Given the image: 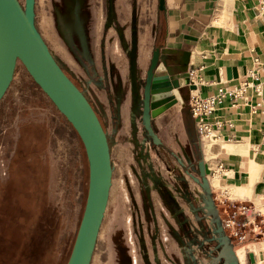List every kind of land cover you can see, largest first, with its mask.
I'll return each instance as SVG.
<instances>
[{
  "label": "crops",
  "instance_id": "0c3cea01",
  "mask_svg": "<svg viewBox=\"0 0 264 264\" xmlns=\"http://www.w3.org/2000/svg\"><path fill=\"white\" fill-rule=\"evenodd\" d=\"M81 1L92 4L91 0ZM148 2V11L144 2L143 18L149 24L142 31L136 30V35L131 32L130 44L124 40V32L116 30L121 46L110 44L105 54L110 70L117 69L119 73V116H133L136 99L149 103L150 81L159 63L167 75L188 73L189 83L195 85L188 89L190 99L199 96L214 101L213 110L204 120L206 131H215L218 139L205 145L201 138L198 158L193 134L198 136L202 131L187 101L174 100L171 106L166 103L152 111L149 108L147 135L152 146L162 151L165 164L169 156L178 163L173 167L174 178L181 186L175 188L173 196L194 201L192 213L198 215L201 224L210 221L212 227L208 228L216 227L201 186L203 155V166L212 170L208 173L205 169L204 175L210 193L222 198L219 189L223 188L228 200L251 206L252 220L255 213L264 217V0ZM123 53L129 79L126 88H121ZM17 82L8 100L0 99V126L2 112L13 118L6 123L7 130L0 131V191L5 176L3 141L11 151L9 166L16 167L15 171L25 169L31 179L37 205L32 210V220L37 233L46 238L44 245L70 248L71 223L77 217L81 219L87 196L89 169L85 148L76 130L42 90L30 82ZM138 112L142 109L138 108ZM214 171H218L219 178L212 176ZM164 184L162 181L156 185L164 190ZM177 212L178 224L185 230L187 218H183L182 209L180 214ZM248 252L253 254L255 264H264V241L254 243V249L246 255L244 249L235 250L239 264H247Z\"/></svg>",
  "mask_w": 264,
  "mask_h": 264
},
{
  "label": "rangeland",
  "instance_id": "374dc122",
  "mask_svg": "<svg viewBox=\"0 0 264 264\" xmlns=\"http://www.w3.org/2000/svg\"><path fill=\"white\" fill-rule=\"evenodd\" d=\"M19 1L24 3V0ZM144 2L148 11V0H91V5L81 0H35L34 4L38 31L63 71L85 93L109 143L112 184L90 264H222L223 258H218L221 249L216 232L218 224L212 228L214 235H211L208 225L212 227V224L206 213L204 218L209 222L201 224L198 215L192 213L194 201L173 196L175 188L181 186L174 178V165L178 163L169 156L168 165L165 164L162 151L152 146L147 135L150 131L143 125L149 104L144 110V103L136 99L131 110L133 116H119V73L117 69L110 70L105 54L110 44L121 46L116 30L124 32V40L130 44L131 32L136 35V30L142 31L145 24H149L143 18ZM122 61L124 82L121 88H126L129 79L125 55ZM18 80L23 84L30 82L41 91L18 61L2 102L8 100ZM187 103L190 109V101ZM138 108L142 112H138ZM9 121H13L11 115L2 112L0 131L7 130ZM202 134H193L198 158ZM204 143L210 144L207 140ZM10 152L2 141V174L5 176L0 191V264H66L71 247L44 245L46 238L41 232L37 233L36 222L32 220V210L37 205L31 179L25 169L15 171L16 167L9 166ZM202 163L205 165L203 155ZM205 169L212 172L204 166V173ZM179 172L184 175L183 170ZM212 176L220 177L218 173ZM162 181L164 190L156 185ZM219 190L222 198H215L212 193L211 199L222 234L229 238L234 251L244 249L246 255L249 249H254V243L264 241V218L255 213L251 222L239 225L237 222L246 218L239 206L248 203L228 200L226 190ZM180 209L183 218H187L185 230L175 217ZM77 219L71 223V243L80 221ZM227 220L236 223L226 226ZM247 264H255L250 262L249 252Z\"/></svg>",
  "mask_w": 264,
  "mask_h": 264
},
{
  "label": "water",
  "instance_id": "95a60500",
  "mask_svg": "<svg viewBox=\"0 0 264 264\" xmlns=\"http://www.w3.org/2000/svg\"><path fill=\"white\" fill-rule=\"evenodd\" d=\"M34 4L35 0H24L23 4L19 0H0V99L19 61L78 133L88 161V189L66 264H90L112 184L109 143L100 119L85 93L63 71L38 31ZM233 74L236 77V73ZM194 88L195 85L189 83L188 73L167 75L164 65L159 63L151 77L150 100L149 103L144 101V110L154 102L171 106L176 102L172 99L174 95L180 103L189 101L188 89ZM144 121L149 129V120L145 115ZM200 169L206 208L213 215V222L218 224L216 232L221 245L218 258H223L222 264H238L230 240L222 234V227L218 223L217 211L204 177L203 163ZM249 259L254 262L252 254H249Z\"/></svg>",
  "mask_w": 264,
  "mask_h": 264
},
{
  "label": "built area",
  "instance_id": "2783aa9c",
  "mask_svg": "<svg viewBox=\"0 0 264 264\" xmlns=\"http://www.w3.org/2000/svg\"><path fill=\"white\" fill-rule=\"evenodd\" d=\"M214 107V101L210 97H199V96H192L190 99V110L192 115L197 119L198 127L200 131L203 133L207 132L208 129L207 123L204 120V117L211 113ZM240 211L242 213H246V218L240 222H237L239 225H244L249 223L248 222V216L247 213L249 211V208L245 206V204H242L239 206ZM226 226H231L230 223L234 224L236 223L234 220H227Z\"/></svg>",
  "mask_w": 264,
  "mask_h": 264
},
{
  "label": "bare ground",
  "instance_id": "6f19581e",
  "mask_svg": "<svg viewBox=\"0 0 264 264\" xmlns=\"http://www.w3.org/2000/svg\"><path fill=\"white\" fill-rule=\"evenodd\" d=\"M172 99L173 100H177L178 101V99H177V97L174 95L173 97H172ZM183 103V102H182ZM163 104H166V103H161V102H154L153 104H152V106H150V109H151V111L152 110H154L155 108H157V107H159V106H161V105H163ZM97 114V113H96ZM100 119V118H99ZM101 122V121H100ZM102 124V123H101ZM201 138L202 139H205V140H207V141H209L210 143L212 142H214V141H216L217 139H218V137H215V131H213V130H208L207 132H205V133H203L202 134V136H201ZM214 173H218V171H214ZM210 187V186H209ZM230 200V199H229ZM246 203V202H245ZM245 206L247 207V208H249V211H248V213H250V216L247 218L248 219V221L249 222H251L250 220H251V217H252V208H251V206L248 204H245ZM105 214V213H104ZM264 218V217H263ZM233 252H234V255H235V257H236V259H237V263L239 264V261H238V258H237V256H236V254H235V251H234V248H233ZM250 254H252V253H250ZM252 256H253V254H252ZM253 259H254V257H253Z\"/></svg>",
  "mask_w": 264,
  "mask_h": 264
},
{
  "label": "trees",
  "instance_id": "16d2710c",
  "mask_svg": "<svg viewBox=\"0 0 264 264\" xmlns=\"http://www.w3.org/2000/svg\"><path fill=\"white\" fill-rule=\"evenodd\" d=\"M75 239V238H74ZM74 242V241H73ZM72 245H73V243H72ZM71 249H72V246H71ZM71 249H70V251H71ZM70 251H69V254H70ZM69 254H68V257H69ZM68 257H67V259H68Z\"/></svg>",
  "mask_w": 264,
  "mask_h": 264
}]
</instances>
